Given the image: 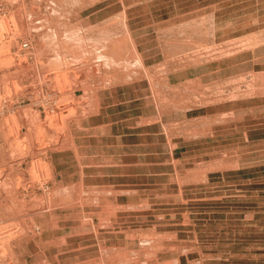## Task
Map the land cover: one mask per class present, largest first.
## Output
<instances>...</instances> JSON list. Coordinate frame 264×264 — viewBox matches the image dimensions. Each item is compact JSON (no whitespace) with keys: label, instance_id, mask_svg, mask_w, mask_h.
I'll return each mask as SVG.
<instances>
[{"label":"rangeland","instance_id":"374dc122","mask_svg":"<svg viewBox=\"0 0 264 264\" xmlns=\"http://www.w3.org/2000/svg\"><path fill=\"white\" fill-rule=\"evenodd\" d=\"M0 185V264H264V0H0Z\"/></svg>","mask_w":264,"mask_h":264},{"label":"bare ground","instance_id":"6f19581e","mask_svg":"<svg viewBox=\"0 0 264 264\" xmlns=\"http://www.w3.org/2000/svg\"><path fill=\"white\" fill-rule=\"evenodd\" d=\"M14 34H15V33H14ZM67 39H68V38H67ZM106 39L108 40V38H105V40H106ZM57 40H59V39H57ZM60 40H61V39H60ZM62 40H63V39H62ZM62 40L59 41V43H61ZM67 41H68V40H67ZM55 42H57V41H55ZM106 42H108V41H106ZM116 42H117V41H113V40L110 39V41L107 43L108 45H107V48H106V49H108V51L111 53L110 56L113 57L112 59H114V54L116 53V49H117V48H116ZM62 43H63V42H62ZM56 44H57V43H56ZM68 44H69V43H68ZM24 45H28V43H24L23 46H24ZM63 45H64V46H63ZM63 45H62V47H66V46H68V45L66 44L65 40H64ZM105 45H106V44H105ZM118 45H120V44L118 43ZM117 47H118V46H117ZM63 49H64V50H67L68 48H66V49L63 48ZM55 50H56V49H55ZM64 50H62V51H64ZM17 51H18V50H17ZM19 51H20V50H19ZM67 51H68V50H67ZM20 53H21V52H20ZM59 53H60V52H59ZM64 53H65V52H64ZM67 53H68V52H67ZM117 53H118V52H117ZM136 53H137V51H136ZM15 54H17V53H15ZM15 54H13V55H15ZM199 54H200V53H199ZM21 55H22V54H21ZM67 55H68V54H67ZM106 55H107V54H106ZM106 55H105V56H106ZM115 55H116V54H115ZM117 55H118V54H117ZM15 56H16V55H15ZM18 56H19V55H18ZM107 56H108V55H107ZM12 57H13V56H12ZM62 57H65V56L62 55ZM136 57H137V58H136V62H138V63H140V64H144V63H143V60H142V57H140V56H136ZM19 58H20V57H17V58H16L17 60H14L15 58L12 60V58H11V60H12V62H14L15 64H22V60H23V59H22V57H21V59H19ZM109 58H110V57H109ZM63 59H64V58H62V60H63ZM100 59H101V58H100ZM110 59H111V58H110ZM11 60H10V61H11ZM67 60H68V58H67ZM103 60H104V59H103ZM108 60H109V59H108ZM118 61H119V60H118ZM12 62H11V63H12ZM6 65H7V64H6ZM116 65H117V63H116ZM142 66H143V65H142ZM115 67H116V66H115ZM56 76H57V75H56ZM63 76H64V75H63ZM53 77H54V76H53ZM53 77H52V78H53ZM118 77H119V76H118ZM64 78H65V77H64ZM132 78H133V76H132ZM49 79H51V78H49ZM115 79H116V78H115ZM115 79H114V80H115ZM123 79H124V78H123ZM111 80H112V79H111ZM117 80H118V79H117ZM51 81H52V80H51ZM54 81H55V80H54ZM125 81H126V80H125ZM125 81H124V82H125ZM114 82H116V81H114ZM119 82H120V80H119ZM53 83H54V82H53ZM99 83H100V82H99ZM102 83H103V82H102ZM104 83H105V82H104ZM48 84H49V83H48ZM110 84H112V82H111V81H108V85H110ZM116 84H117V83H116ZM55 85H56V84H55ZM102 85H103V84H102ZM104 85H105V84H104ZM105 86H106V85H105ZM96 88H97V87H96ZM99 88H101V86H100ZM103 88H104V87H103ZM108 88H109V87H108ZM108 88H105V89H108ZM96 90H97V89H96ZM100 90H101V89H99V91H100ZM102 91H104V90H102ZM102 91H100V92H102ZM94 92H95V90H94ZM94 92H93V93H94ZM95 93H96V92H95ZM93 96H94V95H93ZM96 97H97V96H96ZM165 97H166V96H165ZM97 98H98V97H97ZM99 99H100V98H99ZM95 102H96V101H95ZM160 105H161V104H160ZM56 109H57V107H56ZM82 110H83V109H82ZM78 113H79V112H78ZM80 113H81V112H80ZM85 113L87 114V112H85ZM91 113H92V112H91ZM162 113H163V112H162ZM51 114H52V113H51ZM70 114H72V113H70ZM76 114H77V112H76ZM52 116H53V115H52ZM52 116H51V117H52ZM64 116H65V115H64ZM84 116H85V115H84ZM84 116H83V117H84ZM45 117H46V116H45ZM53 117L56 118V116H53ZM76 117H77V119H76L75 117H74V118L76 119L75 122L77 123V121H80V120H81L82 116L79 115V116H76ZM70 118H71V117H70ZM46 119H47V118H46ZM59 119H60V117H59ZM61 119H62V118H61ZM72 119H73V118H71V121H72ZM75 119H74V120H75ZM82 119H83V118H82ZM49 121L51 122V120H49ZM59 121H60V120H59ZM41 122H42V121H41ZM43 122H44V121H43ZM60 122H61V121H60ZM60 122H59V123H60ZM62 122H63V121H62ZM80 122H81V121H80ZM82 122H83V120H82ZM82 122H81V123H82ZM46 123H47V122H46ZM64 123L67 124V125H69V124H70V120H69V118H68V119L66 118V119L64 120ZM71 123H72V122H71ZM49 124H52V123H48V125H47V124H46V125L49 126ZM73 124H74V121H73ZM73 124H72L71 126L69 125V127H72ZM37 125H38V124H37ZM52 125H54V123H53ZM60 125H61V123H60ZM79 125H80V124H79ZM54 126H56V125H54ZM54 126H50V128L52 127V128H51V132H52V133H49V132L45 129V131H47L49 134H52V135H49V137H51V139H50V141H49V145H50V146L48 147V149H49L50 147H51L52 149H53V147L56 148V147L54 146V139H53V138L55 137V133H56V135H59V134H58L56 131L54 132V130H55V128H53ZM59 127H60V126H59ZM61 127H63V126H61ZM61 127H60V128H61ZM64 127H65V126H64ZM45 128H46V127H45ZM31 129H32V127H31ZM35 129H38V128L36 127ZM41 129H42V128H41ZM66 129H67V127H66ZM69 129H70V128H69ZM33 130H34V129H33ZM49 130H50V129H49ZM58 130H59V129H58ZM61 131H62V130H61ZM14 132H15V131H14ZM29 132H30V131H29ZM31 132H32V130H31ZM53 132H54V134H53ZM18 133H19V132H18ZM43 133H44V132H43ZM31 134H32V133H31ZM28 135H30V134H28ZM38 135H39V134H38ZM17 136H18V135H17ZM19 137H20V135H19ZM26 137H27V133H26ZM28 137H30V139H31L32 136H28ZM36 137H37V136H36ZM56 137H57V136H56ZM33 138H34V137H33ZM40 138H41V137H40ZM42 138H43V137H42ZM27 139H29V138H27ZM36 139H37V138H36ZM38 139H39V138H38ZM45 139H46V138H45ZM47 139H48V138H47ZM56 139H57V138H56ZM23 140L25 141V139H23ZM31 140H32V139H31ZM40 140H41V139H40ZM42 141H44V140H42ZM42 141H39V142L42 143ZM63 141H64V140H63ZM25 142H26V141H25ZM27 142H28V141H27ZM34 142H35V140H34ZM36 142H38V141H36ZM36 142H35V143H36ZM45 142H47V141H45ZM31 143H32V141L30 142V144H31ZM41 143H40V145H41ZM26 144H27V143H26ZM59 144H61V143H59ZM31 145H32V144H31ZM47 145H48V144H47ZM55 145H56V144H55ZM37 146H39V145H37ZM27 147H28V145H27ZM32 147H33V145H32ZM39 147H40V146H39ZM39 147H37V148H39ZM41 147H42V146H41ZM51 148H50V149H51ZM58 148H59V147H58ZM26 149H27V148H26ZM29 149H30V147H29ZM52 149H51V150H52ZM56 149H57V148H56ZM54 150H55V149H54ZM22 152H23V151H22ZM29 152H30V151H29ZM40 152H41V151H40ZM25 153H26V155L28 154L27 152H25ZM31 153H32V152H31ZM21 155H22V154H21ZM22 157H23V155H22ZM18 161H19V160H18ZM20 161H21V160H20ZM20 161H19V162H20ZM20 163H21V162H20ZM48 164H49V163H48ZM48 175H49V177H50V179H51L52 176H51L50 174H48ZM49 177H48V178H49ZM47 180H48V179H47ZM53 180H54V179H53ZM38 181H40V180L38 179ZM41 181H43V180H41ZM43 182H44V181H43ZM46 182H47V181H46ZM34 183H35V182H34ZM37 184H38V183H37ZM40 184L42 185V182H41ZM30 185H31V184H30ZM35 185H36V183H35ZM47 185H48V184H47ZM39 186H40V185H39ZM0 187H2V186L0 185ZM32 187H33V186H32ZM13 188L15 189V187H13ZM13 188H12V190H14ZM22 188H23V187H22ZM22 188H21V189H22ZM17 189H18V188H17ZM31 189H32V188H31ZM31 189H30V190H31ZM2 191H4V189H2ZM15 191H16V189H15ZM15 191H14V193H15ZM21 191H22V190H21ZM12 192H13V191H12ZM19 192H20V190H19ZM50 192H52V189H51ZM53 192H54V191H53ZM8 193H10V191H9ZM14 193H13V194H14ZM45 193H46V191H45ZM13 194H11L10 196H12ZM31 194H32V193H31ZM46 194H47V193H46ZM50 194H52V193H50ZM14 195H15V194H14ZM16 195H17V193H16ZM18 195H19V194H18ZM18 195H17V196H18ZM20 195H21V194H20ZM54 195H55V194H54ZM6 196H8V195L6 194ZM15 197H16V196H15ZM45 197H47V196H45ZM8 198H9V197H8ZM10 198H12V197H10ZM17 198H18V197H17ZM47 198H48V197H47ZM55 198H56V197H53V198H52V195H50V197L48 198V200L50 199V204H52L53 199L56 200ZM77 198H78V197H77ZM80 198H81V197H80ZM0 199H2V198H0ZM15 199H16V198H15ZM81 199H83V198H81ZM48 200H46V201H48ZM16 201H17V199H16ZM62 201H63V200H62ZM65 201H67V199H66ZM40 202H41V201H40ZM58 202H59V201H58ZM67 202H68V201H67ZM69 202H70V201H69ZM80 202H81V201H80ZM15 203H18V202H15ZM15 203H14V204H15ZM35 203H36V202H35ZM35 203H33L32 205H34ZM41 203H42V202H41ZM64 203H65V202H64ZM82 203H83V202H82ZM47 204H48V203H47ZM50 204H48V206H49ZM58 204H59V203H58ZM68 204H69V203H68ZM68 204H67V206H68ZM70 204H71V203H70ZM73 204H76V203L74 202ZM35 205H36V206L39 205V202H38L37 204H35ZM35 205H34V207H35ZM40 205H43V204H40ZM56 205H57V203H56ZM60 205H61V202H60ZM63 205H64V204H63ZM18 206H19V205H18ZM25 206H26V204H25ZM45 206H46V205H45ZM45 206H41L40 210L45 209ZM57 206H58V205H57ZM65 206H66V205H65ZM70 206H71V205H69L68 208H69ZM74 206H75V205H74ZM23 207H24V206H23ZM52 207H53V206H52ZM54 207H55V206H54ZM58 207H59V206H58ZM32 208H33V206H32ZM35 208H36L35 210H36V212H37V211H38V210H37V207H35ZM38 208H39V207H38ZM66 208H67V207H66ZM50 210H51V209H50ZM50 210H49V211H50ZM52 210H53V209H52ZM32 211H33V210H32ZM34 212H35V211H34ZM38 212H40V211H38ZM33 214H34V213H33ZM41 214H42V211H41Z\"/></svg>","mask_w":264,"mask_h":264},{"label":"built area","instance_id":"2783aa9c","mask_svg":"<svg viewBox=\"0 0 264 264\" xmlns=\"http://www.w3.org/2000/svg\"><path fill=\"white\" fill-rule=\"evenodd\" d=\"M25 43H27V42H25ZM26 46H28V45H26Z\"/></svg>","mask_w":264,"mask_h":264}]
</instances>
